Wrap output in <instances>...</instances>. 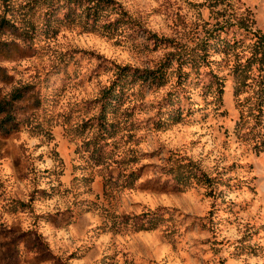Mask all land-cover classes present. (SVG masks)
Listing matches in <instances>:
<instances>
[{"label": "clouds", "instance_id": "1", "mask_svg": "<svg viewBox=\"0 0 264 264\" xmlns=\"http://www.w3.org/2000/svg\"><path fill=\"white\" fill-rule=\"evenodd\" d=\"M264 0H0V264H264Z\"/></svg>", "mask_w": 264, "mask_h": 264}, {"label": "trees", "instance_id": "2", "mask_svg": "<svg viewBox=\"0 0 264 264\" xmlns=\"http://www.w3.org/2000/svg\"><path fill=\"white\" fill-rule=\"evenodd\" d=\"M262 43H264V39H262ZM261 63H264V59L261 60Z\"/></svg>", "mask_w": 264, "mask_h": 264}, {"label": "rangeland", "instance_id": "3", "mask_svg": "<svg viewBox=\"0 0 264 264\" xmlns=\"http://www.w3.org/2000/svg\"><path fill=\"white\" fill-rule=\"evenodd\" d=\"M262 39H264V38H262Z\"/></svg>", "mask_w": 264, "mask_h": 264}]
</instances>
